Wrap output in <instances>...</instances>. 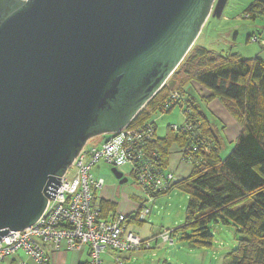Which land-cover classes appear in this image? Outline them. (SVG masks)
<instances>
[{
  "label": "water",
  "instance_id": "95a60500",
  "mask_svg": "<svg viewBox=\"0 0 264 264\" xmlns=\"http://www.w3.org/2000/svg\"><path fill=\"white\" fill-rule=\"evenodd\" d=\"M227 1L0 0V240L38 221L90 139L135 119Z\"/></svg>",
  "mask_w": 264,
  "mask_h": 264
},
{
  "label": "trees",
  "instance_id": "16d2710c",
  "mask_svg": "<svg viewBox=\"0 0 264 264\" xmlns=\"http://www.w3.org/2000/svg\"><path fill=\"white\" fill-rule=\"evenodd\" d=\"M251 20L264 17V1L253 0L246 10ZM197 84L207 91L204 102L219 100L240 122L241 131L231 153L222 158V146L213 126L189 88ZM173 91L189 101V115L200 123L201 131L213 142L214 149L202 148L201 160L186 178L179 179L172 190L188 195L186 221L182 232H191L187 239L195 244L211 246L213 224L234 225L240 235L237 248L224 264H264V61L242 59L236 54L223 55L195 43L165 86L147 103L132 121L140 127L163 110ZM172 111V110H171ZM189 133L175 132L149 144L163 167L168 168L173 146L180 153L190 144ZM103 218L116 213L118 204L103 199ZM131 223V222H130ZM138 226L143 223L136 222Z\"/></svg>",
  "mask_w": 264,
  "mask_h": 264
},
{
  "label": "built area",
  "instance_id": "2783aa9c",
  "mask_svg": "<svg viewBox=\"0 0 264 264\" xmlns=\"http://www.w3.org/2000/svg\"><path fill=\"white\" fill-rule=\"evenodd\" d=\"M216 2L214 0L213 6ZM188 103L186 96L173 91L163 110L170 113L176 107L181 109L184 123L170 128L175 132L189 133L191 141L182 151L181 161L193 167L201 162L197 156L202 148L213 150L214 144L201 131L200 123L190 117ZM131 124L117 133L104 134L86 143L67 169L61 180L62 186L55 198L48 200L38 221L22 231H11L0 240V264L14 259L20 251L38 264H47L46 246L55 252L87 249L88 264H103V258L109 251L121 256L152 248L150 240L142 239L131 228L136 222H146L151 213L146 202L168 192L179 179L162 166L156 152L147 150L157 138L156 124L148 122L140 127H131ZM101 163L118 171L125 165L132 166L130 175L142 188L146 199L139 198L141 202L130 214L116 212L103 218L105 182L92 174ZM159 238L173 242L170 231L161 233L155 241ZM115 263L122 264L118 257Z\"/></svg>",
  "mask_w": 264,
  "mask_h": 264
},
{
  "label": "rangeland",
  "instance_id": "374dc122",
  "mask_svg": "<svg viewBox=\"0 0 264 264\" xmlns=\"http://www.w3.org/2000/svg\"><path fill=\"white\" fill-rule=\"evenodd\" d=\"M252 2L253 0H228L221 17L218 18L212 13L210 14L202 27L196 44L223 55L236 54L242 59L253 58L254 55L260 53V44L252 40L248 41L250 35L257 34L258 27L264 31V17L253 21L246 16L245 12ZM193 86L198 85L193 84ZM189 91L206 111L207 104L200 96L201 91H196L194 88H189ZM207 113L210 119L216 120L212 116L213 113H209V111ZM184 120L185 117L179 107L170 113L155 114L151 118V121L155 122L157 126V135L161 138L166 135L168 127L180 126ZM217 123L224 140L221 157L226 158L233 150L235 143L227 141L222 125L218 121ZM176 150L177 147L173 146L169 157V170L176 172V178H186L190 170L188 167L184 169L182 165L179 167ZM131 169V165L119 168V171L128 178V183L125 185H119L112 173V167L105 163L99 164L92 172L96 179L104 180L105 188L111 195L113 194V201L119 204V210L125 213L129 212L131 208L130 204L126 203L127 198L135 196L137 203L141 202L138 201L139 198L146 199L144 191L130 175ZM188 199L186 193L175 189L152 202H146V207L151 210L150 215L145 223L140 226L135 224L131 229L142 239L150 240L152 248L131 253L137 254L130 258L129 264H224L226 256L238 246L240 235L237 228L232 224H213L211 231L214 240L211 246L197 245L188 240L187 236H191L192 233L181 231L186 221ZM137 203L135 204L137 205ZM167 231L172 233L173 242H164L161 238L157 242L155 241L157 236Z\"/></svg>",
  "mask_w": 264,
  "mask_h": 264
},
{
  "label": "crops",
  "instance_id": "0c3cea01",
  "mask_svg": "<svg viewBox=\"0 0 264 264\" xmlns=\"http://www.w3.org/2000/svg\"><path fill=\"white\" fill-rule=\"evenodd\" d=\"M262 1H264V0H262ZM258 18H260V17H258ZM256 20H253V21H256ZM256 32H257V34L253 33L252 35H250L248 37V41L252 40L256 43H259L261 50L259 51L260 53H257L256 55H254L253 58H249V59L259 58L262 61H264V31L258 27ZM198 87H201V86H199V85L196 87L192 86L191 88H194L196 91H199V92L201 91L200 96L202 98L208 95L207 91L204 88L201 87L202 89H200ZM206 104H207L206 105V111L204 110V108L200 104L201 109L205 113V115L207 116L210 124L213 126L214 133L217 136L222 148H223V143H224L223 141L224 140L221 137V134L219 131V124L217 123V121L222 125V129L224 131L223 134L226 137L227 141H229L230 143L231 142L236 143L237 138H238L240 131H241V125H240V122L237 119V117L234 114H232L229 111V109L219 100H213L211 102H207ZM207 111H209V113H213L212 116L217 121L210 119ZM180 149H181L180 147H177V150H176V154L178 156L177 162L179 161V164H180L179 167H181V165L184 166V169L186 167H188L190 170L188 175H190V173L192 172V167L181 161ZM171 153H172V149H171ZM171 153H170V155H171ZM170 155H169V157H170ZM167 169L169 170V165H168ZM169 171L171 173H173L175 176H177L175 174L176 172L174 173L171 169ZM178 179H183V178L179 177ZM103 199L106 201L115 202V201H113V194L111 195L110 192L106 188L103 191ZM126 203H129L131 206V208L129 209L130 211L128 210L129 212H126V213L120 211L119 210V204H118L117 212H120L123 214H130L136 208L135 203H137V200L135 199V196H133L132 198H127ZM44 252H45V255L48 259L47 264H88V262H89V253H88L87 249L74 250V251L62 250L60 252H55L52 250V248L50 246H46L44 249ZM135 254H137V253L123 254V255H121L122 256L121 257V256H118L117 254L109 251L103 258V264H116L115 263L116 257H118L121 260L122 264H129L130 258ZM2 264H38V263L36 261H34L33 259H31L26 253H24L23 251H20L17 253V255L14 259H9Z\"/></svg>",
  "mask_w": 264,
  "mask_h": 264
}]
</instances>
